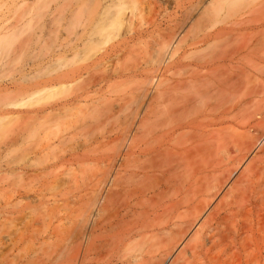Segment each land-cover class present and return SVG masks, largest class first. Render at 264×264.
I'll use <instances>...</instances> for the list:
<instances>
[{"label": "bare ground", "instance_id": "6f19581e", "mask_svg": "<svg viewBox=\"0 0 264 264\" xmlns=\"http://www.w3.org/2000/svg\"><path fill=\"white\" fill-rule=\"evenodd\" d=\"M238 1L219 6L189 41L179 38L181 25L165 33L156 24L151 58L159 76L147 66L128 76L138 79L141 122L149 118L151 134H109L51 163V151L76 134H40L31 151L30 134L6 141L7 149L22 144L30 158L17 170L18 184L7 162L0 264H264V147L241 171L234 166L251 153L252 127L262 131L257 144L264 140V0ZM144 33L129 27L100 58L42 88L78 82ZM112 78L104 71L97 89L81 88L63 109L87 104ZM50 110L57 112L33 118L62 113ZM84 163L97 170L79 187L50 192L60 184L59 166ZM39 237L37 247L22 249Z\"/></svg>", "mask_w": 264, "mask_h": 264}, {"label": "rangeland", "instance_id": "374dc122", "mask_svg": "<svg viewBox=\"0 0 264 264\" xmlns=\"http://www.w3.org/2000/svg\"><path fill=\"white\" fill-rule=\"evenodd\" d=\"M231 1L0 0V207L5 198L7 162H12L18 184L17 170L30 158L22 144L10 149L5 146L15 134H30V151L34 150L40 134H76L51 151L47 163L52 162L51 157L67 155L83 145L96 147L102 137L109 134L111 138L112 134H151L149 118L141 122L146 108L136 97L138 79L128 76L132 70L145 66L159 76L157 62L151 58L160 39L156 24L160 23V31L165 33L181 25L183 31L179 38L189 41L202 25L213 20L219 6ZM237 4L243 7L245 0ZM131 25L146 33L139 40L129 42L125 51L111 56L78 82L60 88H42L49 87L56 76L74 69L82 70L100 58L126 38ZM104 71L113 78L101 84V89L93 93V99L80 106L65 105L63 109V104L81 88H94L93 81ZM145 86L149 88V84ZM12 90L15 91L11 93ZM54 105L62 112L59 116L41 118V114L33 118L42 109L46 110L44 116L48 112L56 113L50 110ZM259 112L264 120V104ZM224 126L229 127L227 132L235 129L231 123ZM236 130L243 131L240 125ZM248 133L255 138L254 144L248 158L234 164L238 172L264 147V140L257 144L261 128L252 127ZM57 170L60 184L51 188L52 194L63 192L74 182L80 185L84 173L97 168L84 163L81 167L59 166ZM61 213L63 211L59 215ZM42 241L40 238L34 243L25 242L22 249L37 247Z\"/></svg>", "mask_w": 264, "mask_h": 264}]
</instances>
